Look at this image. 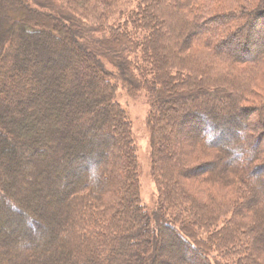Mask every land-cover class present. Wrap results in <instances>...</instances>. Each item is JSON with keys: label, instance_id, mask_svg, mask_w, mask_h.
<instances>
[{"label": "trees", "instance_id": "16d2710c", "mask_svg": "<svg viewBox=\"0 0 264 264\" xmlns=\"http://www.w3.org/2000/svg\"><path fill=\"white\" fill-rule=\"evenodd\" d=\"M213 1L0 0V264H220L213 254L264 264V100L242 104L264 63V46L248 47L264 0L226 12ZM30 66L37 89L18 80ZM113 73L148 95L161 194L153 210L140 202ZM97 83L99 106L81 91ZM196 121L205 129L182 141L179 132ZM190 146L211 159L205 183L243 188L232 214L234 204L203 203L185 188L198 170ZM84 148L94 154L86 166ZM164 232L175 263L157 257Z\"/></svg>", "mask_w": 264, "mask_h": 264}, {"label": "rangeland", "instance_id": "374dc122", "mask_svg": "<svg viewBox=\"0 0 264 264\" xmlns=\"http://www.w3.org/2000/svg\"><path fill=\"white\" fill-rule=\"evenodd\" d=\"M167 1H168V3L170 2V0H167ZM246 2L249 5L252 4L254 7L256 5H258L257 2H254L253 0H215V1H213V3L211 2L209 6L213 7L214 9L217 8L218 10L224 9V12H226V11H231V10L237 9L239 7V5H243V4L246 5ZM50 11L53 14H60L63 12L62 10H54V9H52ZM262 15L264 16V13H262ZM261 17L262 16L258 15L257 17L252 19L253 24L256 22V24H258L257 29H259V31L257 29L255 30L256 33L253 32L250 35L248 47L252 53L259 52L264 46V33H263V31H264V29H263L264 28V18L261 19ZM48 44H51V42H49ZM50 46H53V45H50ZM221 51L224 52L223 49H221ZM263 51H264V49H263ZM76 63H78V62L74 61V64H73L74 69H77ZM106 66H107V68H110V65L106 64ZM239 66L245 67L244 65H240V64H239ZM248 68H250V67L246 66V68L244 70L246 71ZM31 70H33V68L31 66L27 67L26 70H24L22 72V74L18 76V80L23 86H25V88L29 87L32 89L35 87V89H37V86L35 85L33 80L30 79L29 71H31ZM112 70H113V68H112ZM113 71H115V70H113ZM246 72L249 76H247V75H245V76H247L249 79H251L252 75H253V71L247 70ZM112 77H113L112 82L115 83V85L117 86L116 92H115V100L120 105V107L125 111V114L127 116L128 121L130 122L131 130H132V138H133V143L135 145V153H136V160H137V172H138L137 175H138L140 202H141V204H143L145 206L146 210H153L154 208H156L158 203L161 201V194L159 192L158 178H156V176H158L159 174H158V172H157V174H155V172H153V167H152L150 133H149V128L147 126V117H148V113H149V109H150V106H149L150 102L148 101V95L145 93V91L132 93L129 91V88L127 87V85H125L120 80V78H118V76L115 73H113ZM14 82L12 81L13 84L11 82L9 83V90L14 88ZM94 87L95 88L83 87V88H81V91L83 93L87 94V96H88L87 100L88 101H90V102L94 101V102H96L97 106H99L100 100H98V99L101 97L100 95H102V91H101L100 85L98 83ZM27 91L28 90H25L24 92L19 93V98L24 99ZM246 93H247V95H245V98H244L245 101L242 103L244 106H247V107L253 108V109L256 108L257 105H258V107L259 106L261 107V103L264 100V63L262 65L260 64V69L256 75V79L254 82L252 81V83L247 87ZM195 100H198V102H200L201 105H207V103H205L203 100H201L197 96H195ZM204 107H206V106H204ZM219 107H220V105H219ZM180 108H181V106H180ZM95 109H96L95 107L92 108L90 112L95 111ZM221 109H223V108H221ZM221 109H219V111ZM219 111L217 112L219 115H224L221 112L222 110L220 112ZM19 113H20V110L17 111L18 115H19ZM262 113L264 115V109L262 110ZM196 122L197 123H194V122L190 123V126L192 128L185 127L183 131L179 132L178 137H180V139L182 141H184L185 139L190 138V137H191V141L193 140L192 139L193 134L190 131L193 130L194 127H196V128L202 127L205 129L206 125L203 122L201 123L202 125L199 124L200 123L199 121H196ZM78 123L79 122H77V124ZM256 128L261 130L260 126L256 125ZM89 137L90 136L87 135L85 137V139L88 140ZM83 144H84L83 142L80 143L79 148H78L79 150H80V148H82ZM190 145H191V143H190ZM191 146H190V148L187 147V149L191 150V152H190L191 156H189L187 159L191 161V165L195 164V166H197L195 168H197L198 170L196 171V175L193 178H189L187 181L183 182L185 188L188 190V192L193 197H195L196 199L200 200L203 203L214 204L217 206H221V205L228 206L229 205L228 206L229 208H230V205L234 204L235 207L231 206L230 210H228L229 211L228 215L232 214V211H233V209L236 208V205L238 207L242 201L243 195L238 190L242 191L243 188L239 184L234 185V186H224V184H212V185H210L211 183H205L203 180H205L204 178H205L207 171L205 170L204 165L209 163L211 159H210V157L205 158V156L201 155V153H199L198 151L195 154L194 152L197 148L193 149V147H191ZM181 148L183 149V147H181ZM164 149L168 153L169 146L165 147ZM79 154H81V155L86 154V156L83 157V159H82L83 162L81 161V158L79 160L82 162V164H81L82 166L83 165H85V166L89 165L88 162H87L88 164L85 163V159L89 158V157H87V155H90V157L94 156L92 151H88L86 149L83 151V153H79ZM63 165L64 164H62V163L60 165H58L57 166L58 169H62ZM82 166H81L82 169L80 167L76 166L75 167L76 171L79 169L81 171H83ZM82 173H80V174H82ZM56 185H58V184H56ZM47 204H48V202H47ZM46 212H48L49 214H53V212H54L53 203H49V205H47ZM223 219L221 221H223ZM221 221L219 222L220 225H221ZM3 229H5V228H3ZM164 235L166 236L167 239H166V241L162 242V249L159 250V254L157 251V253H156L157 257L159 259L162 258V259L174 262L175 261V259H174L175 256L173 255V253H174L173 248L174 247H172L173 239L170 238V235L168 233L164 232ZM213 257L217 261H220V264H225V261L224 260L221 261L218 257H216V254H213ZM197 261H199V259H197ZM228 264H232V261L229 260Z\"/></svg>", "mask_w": 264, "mask_h": 264}, {"label": "clouds", "instance_id": "9594fccd", "mask_svg": "<svg viewBox=\"0 0 264 264\" xmlns=\"http://www.w3.org/2000/svg\"><path fill=\"white\" fill-rule=\"evenodd\" d=\"M238 134L241 135V136H244L245 135L244 130L243 129H240L239 132H238Z\"/></svg>", "mask_w": 264, "mask_h": 264}]
</instances>
